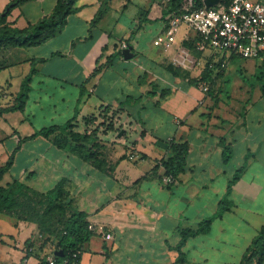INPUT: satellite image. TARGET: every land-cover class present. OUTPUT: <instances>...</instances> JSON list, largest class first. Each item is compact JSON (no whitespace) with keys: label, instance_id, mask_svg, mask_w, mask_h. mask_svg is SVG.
<instances>
[{"label":"crops","instance_id":"crops-1","mask_svg":"<svg viewBox=\"0 0 264 264\" xmlns=\"http://www.w3.org/2000/svg\"><path fill=\"white\" fill-rule=\"evenodd\" d=\"M10 1L0 0V13ZM162 1L77 0L78 10L45 42L0 48V107L15 102L21 83L36 70L24 108L0 115V167L12 156L0 184L18 179L44 192L67 180L70 197L88 214L95 231L83 245L78 264H173L181 230L197 227L218 211L228 180L247 153L252 155L228 197L230 209L215 217L206 233L186 239L180 249L184 261L176 264H240L264 225V95L259 87L254 100L246 95L224 98L218 92L228 65L238 58H227L211 85L217 89L212 94L203 91V84L189 81L200 77L207 53L196 56L189 50L200 64L188 70L171 63L186 48L185 28L173 48L150 53L144 64H127L140 54L135 38L145 25H157L155 37L163 29ZM56 2H25L8 20L24 28L49 14ZM104 8L103 16L91 24ZM120 31L122 36L116 34ZM122 43L127 47L121 49ZM100 64H105L101 71L89 78ZM258 65L244 59L239 68L255 74ZM171 66L189 76L174 74ZM117 67L122 74L115 75ZM131 71L142 86L139 96L125 87ZM163 89L169 93L161 97ZM143 97L151 109L142 104ZM91 116L97 120L86 123ZM73 118L78 132H90L100 121L113 122V129L101 126L97 132L94 163L58 148L54 135L29 138ZM221 138L233 150L226 164ZM182 142L188 144L184 171L166 184L163 167L152 169L171 155L172 143ZM131 153L136 157L129 158ZM36 231L35 223L0 213V264H39L35 256L25 258L24 242Z\"/></svg>","mask_w":264,"mask_h":264},{"label":"trees","instance_id":"trees-1","mask_svg":"<svg viewBox=\"0 0 264 264\" xmlns=\"http://www.w3.org/2000/svg\"><path fill=\"white\" fill-rule=\"evenodd\" d=\"M33 0H11L3 11L0 13V48L8 46L27 47L38 45L50 37L55 35L67 22V17L75 13L78 8L75 7L77 0H57L52 11L41 17L35 23H28L26 27L19 28L13 25L8 20L11 11L25 2ZM182 0H168L164 3L163 19L165 21L166 15L172 10L178 8ZM105 8L99 10L91 24H95L102 16ZM183 45L186 46L194 55L201 56L202 52L197 50L190 40H183ZM121 53V52H120ZM234 57V56H232ZM111 58L107 62H110ZM98 63V60H97ZM209 63H213L214 67L210 68ZM220 62L214 61L213 57H208L206 64L201 72L199 78H189L190 83L193 84H207V94H212V84L218 77L220 71ZM105 64L97 65L91 72L90 77L96 76ZM174 74L181 75L182 78L189 76L188 72L179 71L171 66ZM34 67L30 73L25 77L21 83L19 93L15 98V102L6 107H0V115L5 111L22 110L29 91V82L31 76L35 73ZM218 71L216 75L212 72ZM255 77L259 83V89L264 95V65L260 63L257 67ZM156 92H152L155 95ZM169 93L168 89L160 91V96L164 97ZM75 118L69 120L63 125H51L44 127L34 134L29 136L33 138L37 135L44 137H52V142L58 148L66 151L76 152L82 158L94 163L98 160V153L95 149L97 142V132L101 126H104V121L98 123L90 132H78L73 130L71 123ZM97 120V116L87 118L86 123ZM113 122H109L104 130L113 129ZM222 145V161L228 163L232 158V146L225 142L224 138L220 140ZM188 153V144L172 143L171 155L167 159H163L160 163L155 164L153 172L160 166L163 167L164 174L172 177L184 171L186 165V155ZM251 153L245 155L244 163L235 169L232 177L228 180L226 192L219 201L218 211L199 222L195 228H187L181 230V239L176 246L179 251V257L173 264L183 262L184 257L180 250L186 239L190 236H195L200 233H206L209 230L211 221L220 216L224 211L230 209L232 202L228 198L233 185L238 181L241 174L246 168L247 160ZM12 164V156L7 163L0 167V182L4 174L9 170ZM39 198L43 202L44 207L40 210L34 205V200ZM0 213L9 214L17 220L33 222L36 224V233L25 240V258L28 256H35L39 260V264H45L43 253L49 251H56L60 257L58 259H67L70 262L78 264L83 250V245L95 235L93 228H89L88 214L85 211L79 210L70 197V191L66 179H61L52 188L42 192L35 190L23 181L13 179L5 184H0ZM240 264H264V225L258 230L256 235L252 238L249 246L246 248Z\"/></svg>","mask_w":264,"mask_h":264},{"label":"built area","instance_id":"built-area-1","mask_svg":"<svg viewBox=\"0 0 264 264\" xmlns=\"http://www.w3.org/2000/svg\"><path fill=\"white\" fill-rule=\"evenodd\" d=\"M206 1L182 0L178 8L166 15L163 29L153 39V44L167 51L175 46L180 30L185 28L184 40L192 41L197 50L219 61L220 68H225L227 58L232 56L254 59L264 65V0H217L212 5ZM126 47V43L121 44V49ZM171 63L186 70L200 64L184 47ZM209 67L214 64L209 63ZM202 89L206 92L207 84L204 83ZM133 157L136 155L131 153L129 158ZM173 180L168 175L164 177L166 184ZM89 228H92L90 224ZM105 237L111 238L110 234ZM42 255L45 264H77L58 259L60 255L56 251Z\"/></svg>","mask_w":264,"mask_h":264},{"label":"rangeland","instance_id":"rangeland-1","mask_svg":"<svg viewBox=\"0 0 264 264\" xmlns=\"http://www.w3.org/2000/svg\"><path fill=\"white\" fill-rule=\"evenodd\" d=\"M137 15H139V14H137ZM35 22H29V23H35ZM116 30L117 29H115V31ZM157 30H158L157 25H145L139 31V35L135 38V40L140 45L139 49H138V51H140V54H136V56L130 60V63H128L127 61H124V62H127V64H130L131 67L133 65L136 66L139 63L144 64L147 62V59H148V56L150 55V53L159 51L160 48L153 45V39L156 35ZM123 33H124L123 31L116 32V34H118L120 36H122ZM237 58H238L237 61L232 62L228 65L225 74L222 76V79H223L222 80V83H223L222 90L221 91L218 90V92H220L222 97H224V98L227 97L228 95H232V96L233 95L234 96L246 95L248 97H251L253 100L257 99V96L259 94L258 89H257V87H259V83L257 81V78L255 77V74L251 73L248 70L240 71L239 65L241 62H243L244 59H242L240 57H237ZM251 60H254V59H251ZM118 74H122V70L120 67H117L115 69V75H118ZM135 76H136V73L134 71H131L129 73L128 81H127V83H125V87H126V89L131 87L132 91H134L135 95L139 96L141 93L140 89H142V86H138L136 84V82L134 80ZM166 77L170 79L168 74L166 75ZM216 90H217L216 88H214V87L212 88V92H215ZM141 102L143 105H146L148 107V109H151L150 106H148V104H146L144 97L141 100ZM107 116L109 117V115H107ZM100 122H102V121H100ZM109 122H112V120ZM94 124L96 126L98 123H94ZM104 126H107V124L104 123ZM168 127L169 126L167 123L165 128L167 129ZM17 171H18V168L15 167L11 173L16 174ZM34 202L36 204V205H34L35 208L37 206L38 209L41 210L44 207L43 202H41L39 198L35 199ZM50 248H47V251H49Z\"/></svg>","mask_w":264,"mask_h":264},{"label":"water","instance_id":"water-1","mask_svg":"<svg viewBox=\"0 0 264 264\" xmlns=\"http://www.w3.org/2000/svg\"><path fill=\"white\" fill-rule=\"evenodd\" d=\"M206 2H207V4L212 5V4L216 3L217 0H207ZM128 50H129V49H125V50H123V53L126 55L127 52H128ZM121 134H122V131L118 134V136H121Z\"/></svg>","mask_w":264,"mask_h":264}]
</instances>
